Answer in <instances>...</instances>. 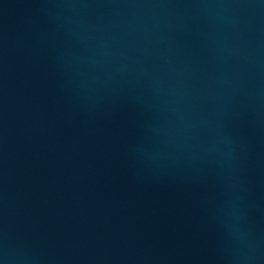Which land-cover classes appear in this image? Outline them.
Returning a JSON list of instances; mask_svg holds the SVG:
<instances>
[{
    "label": "water",
    "instance_id": "1",
    "mask_svg": "<svg viewBox=\"0 0 264 264\" xmlns=\"http://www.w3.org/2000/svg\"><path fill=\"white\" fill-rule=\"evenodd\" d=\"M0 264H264V0H0Z\"/></svg>",
    "mask_w": 264,
    "mask_h": 264
}]
</instances>
